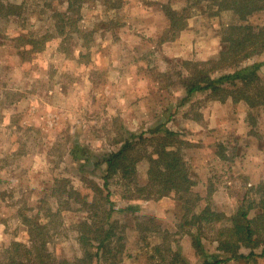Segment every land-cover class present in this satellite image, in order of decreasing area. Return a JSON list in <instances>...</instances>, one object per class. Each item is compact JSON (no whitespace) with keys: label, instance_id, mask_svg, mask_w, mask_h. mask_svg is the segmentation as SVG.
<instances>
[{"label":"rangeland","instance_id":"374dc122","mask_svg":"<svg viewBox=\"0 0 264 264\" xmlns=\"http://www.w3.org/2000/svg\"><path fill=\"white\" fill-rule=\"evenodd\" d=\"M167 1L179 10L189 5L191 16L175 39L163 41L171 33L162 6ZM19 2L24 6L18 17L0 18V262L11 261L5 252L15 240L31 245L23 214L33 217L37 210L38 220L49 224L46 236L52 253L69 260L81 256L79 220L90 212L74 200L61 208L57 195L50 196L56 178L66 177V185L93 193L84 177L102 182V168L95 164L102 152L118 147L116 141L132 132L151 135L150 128L162 122L182 140L195 180L192 192L184 198L172 193L139 199L112 177L115 237L121 235L122 241L108 262L202 264L193 241L198 225L189 233L185 219L190 209L206 206L225 213L201 227L210 257H223L218 228L230 223L245 195L260 198L249 191L264 181V105L254 109L257 118L251 121L253 109L243 99L214 100L200 91L182 102L186 90L178 73L187 72L182 59L218 56L222 23L231 18V11H219L214 0H83L71 10L75 21L67 25L65 49V33L54 31L53 10H67L69 3ZM251 21L264 25V9ZM53 31L44 49L30 52L20 51L30 43L14 38ZM249 62L260 63L258 73L264 80V52ZM79 143L94 153L91 160L86 162L84 151L75 159L72 149ZM149 167L148 158L138 160L141 183L148 180ZM131 205L137 207H127ZM236 264H264V254Z\"/></svg>","mask_w":264,"mask_h":264},{"label":"trees","instance_id":"16d2710c","mask_svg":"<svg viewBox=\"0 0 264 264\" xmlns=\"http://www.w3.org/2000/svg\"><path fill=\"white\" fill-rule=\"evenodd\" d=\"M63 1L69 3V8L64 11L55 8L53 16L56 17L55 23L57 24V29L54 31L65 33L61 47L65 45L66 49L65 42L70 38L69 30H66L67 25L70 21H75L71 10L83 0ZM214 2L219 11L230 10L231 18L222 23L220 30L222 46L218 56L206 60H181L187 68V72L183 73L181 70L178 73L180 83L186 90L182 102H187L193 94L200 91H207L214 100L226 101L229 97L234 101L243 99L253 109L249 116H252L251 121H255L257 117L254 109L264 105V80L258 73L260 63L249 61L253 55L264 52V25L252 22L251 17L257 11L264 9V0H214ZM23 6L19 0H0V18L18 17ZM162 6L169 18L168 28L171 32L163 38V41L173 40L188 25V18L191 16L189 5L179 10L173 8L171 2L167 1L163 2ZM76 30L82 31L80 27ZM54 31L49 32V35L40 34L33 37L31 35L26 37L25 34L20 33L14 38L19 40L22 38L30 43L32 46L20 48L21 52L24 50L30 52L37 47L44 49L47 39L54 36ZM81 55L85 56V54ZM150 133L151 135L145 132L137 135L132 132L122 140L116 141L120 143L118 147L102 152L101 157L95 160L96 166L102 168V182L94 177H84L85 180L91 182L93 193L83 191L74 185H66L65 182L69 180L66 177L56 178L50 188V196L57 195L61 208L64 202L71 203L74 200L79 203L80 207L90 212V215L79 220L81 227L77 239L83 247L81 256L69 260L68 258H57L52 253L48 247L49 239L46 236V226L49 224L38 220L39 210H37V214L33 217L23 214V222L29 227L31 245L15 240L13 246L8 247L5 252L8 257L12 258L11 261L4 262L2 259L0 264H109L108 260L117 255L113 252L122 241L121 235L118 238L115 237L116 219L113 215V202L109 188L112 177L122 181L127 189L133 191L135 197L139 199H152L172 193H177L184 198L190 194L195 180L192 178L180 147L182 140L178 138V132L162 122L150 128ZM149 146L153 148L149 149ZM81 151H84L86 162L93 158L94 153L91 149L79 143L75 144L72 149L75 159ZM143 157L150 161L148 180L145 183L137 179V162ZM250 189L249 193L260 194V198L246 197V199L245 195L229 218L230 223L217 230L218 247L223 250V257L217 255L214 258L210 257L202 242L201 227L204 221L210 223L221 220L226 217L225 213L208 206L200 210L190 209L188 211L185 224L190 227L188 228L189 233H193L195 225H198L193 241L204 258L202 264H236L242 259L250 262L251 259L264 254V181ZM129 197H134V195L131 193ZM42 200L48 201L44 198ZM127 207L134 209L137 206ZM254 209L257 212L252 216L251 211ZM49 210V214L53 215L51 207ZM190 213L192 215H189ZM261 245L263 248L259 253L256 248ZM242 248L250 250L244 252ZM123 249L124 245L118 251ZM176 256L180 257L179 253ZM111 264H118V261Z\"/></svg>","mask_w":264,"mask_h":264}]
</instances>
